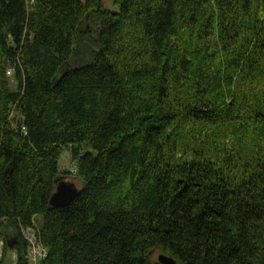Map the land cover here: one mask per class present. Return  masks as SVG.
Segmentation results:
<instances>
[{
	"label": "trees",
	"instance_id": "trees-1",
	"mask_svg": "<svg viewBox=\"0 0 264 264\" xmlns=\"http://www.w3.org/2000/svg\"><path fill=\"white\" fill-rule=\"evenodd\" d=\"M112 1L0 0V264H264V0Z\"/></svg>",
	"mask_w": 264,
	"mask_h": 264
},
{
	"label": "water",
	"instance_id": "water-1",
	"mask_svg": "<svg viewBox=\"0 0 264 264\" xmlns=\"http://www.w3.org/2000/svg\"><path fill=\"white\" fill-rule=\"evenodd\" d=\"M80 187L78 188L74 182L68 180L65 176L59 175L54 180V190L51 193L48 200V207L54 208L59 206H65L73 200V198L79 193ZM17 236L6 238L8 247H11L15 242ZM156 260L161 264H176L175 259L165 253H159L156 256Z\"/></svg>",
	"mask_w": 264,
	"mask_h": 264
},
{
	"label": "built area",
	"instance_id": "built-area-1",
	"mask_svg": "<svg viewBox=\"0 0 264 264\" xmlns=\"http://www.w3.org/2000/svg\"><path fill=\"white\" fill-rule=\"evenodd\" d=\"M10 74V71H8ZM71 172L75 173L76 168H71ZM19 231L22 238L25 240L27 244V252L25 257L29 264H38V262L46 256V249L39 242L36 234L35 226H19ZM3 247H4V239L0 235V260L3 257ZM5 264H17V255L16 252L11 254L9 258H6Z\"/></svg>",
	"mask_w": 264,
	"mask_h": 264
},
{
	"label": "rangeland",
	"instance_id": "rangeland-1",
	"mask_svg": "<svg viewBox=\"0 0 264 264\" xmlns=\"http://www.w3.org/2000/svg\"><path fill=\"white\" fill-rule=\"evenodd\" d=\"M102 4L106 9L109 10H116V6L114 5L112 0H102ZM10 84L13 87L15 85V82L13 81L12 78H10ZM83 150L86 149V147H82ZM76 166V162L75 160H73L71 158V154H70V148L66 147L60 158H59V162H58V168H59V172H67V174H61L63 176H65L68 180L72 181L75 183V185L79 188L81 186V181L74 175L75 173L71 172V168H74ZM69 172V174H68ZM14 253V251H10L7 255V258H9L11 256V254ZM161 253L159 251H155L153 253V258L156 259V256Z\"/></svg>",
	"mask_w": 264,
	"mask_h": 264
}]
</instances>
